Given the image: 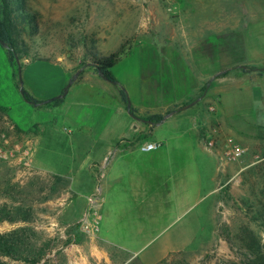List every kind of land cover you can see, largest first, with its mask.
Masks as SVG:
<instances>
[{
	"label": "rangeland",
	"instance_id": "1",
	"mask_svg": "<svg viewBox=\"0 0 264 264\" xmlns=\"http://www.w3.org/2000/svg\"><path fill=\"white\" fill-rule=\"evenodd\" d=\"M26 2L36 16L37 30L31 37H25L29 55L22 61L26 63L20 70L25 87L31 88L37 98H51L60 95L71 80L62 108H69L75 101L73 114L81 121L77 125L81 129H86L82 128L84 125H90L91 129L102 127L109 118L120 125L122 121L132 120L136 134L122 140L118 148L140 149L144 143L157 141L147 140L152 131L166 138L163 146L158 141L161 145L157 149L164 157L165 154L175 157L180 182L186 177L194 188V193L190 192L194 204H182L184 191L179 189L181 186L173 192L180 198L178 204L175 200L167 201L164 185L163 206L150 207L144 202L145 206L127 207L129 214H120L117 221L121 231L103 236L100 222L94 235L83 232L80 220L87 211L88 197L93 193L100 195L102 215V182L114 152L110 151L104 158L92 190L74 192L68 187L69 179L37 166V162H43L44 122L55 119L59 131L71 124L56 107L33 105L20 97L6 53L0 48V101L3 104V108L0 107V147L8 152L7 157L0 155V234L11 233L15 244L11 256L0 252V264H160L163 260L233 264L245 259L243 241L251 237L264 250V86L255 79V74L241 70L254 65L246 60V52L250 55L254 48H244V29L250 19L263 15L264 0ZM223 10L228 14L227 23H231L227 27L233 28L236 23L240 29L205 31L206 22H211L212 27L218 26ZM218 38L224 45H219L220 53L218 47L202 45L204 39ZM182 42L188 46L182 47ZM122 43L126 49L130 48L131 56L117 63L112 73L128 81L131 94L127 93L132 106L142 102L137 94L140 73L134 69L139 56L135 44L179 50L189 64L195 66V78L202 73L196 64L202 66L203 59L208 56L219 61L220 67L242 61V65H236L231 71L243 79L235 98L238 104L231 103L232 114L224 113L226 128H220L210 93L202 92L204 78L196 81L194 91L186 96L179 93L186 85L182 84L177 87L179 92L171 91L164 102L160 99L157 103L166 107L159 111L133 106L136 111L133 115L138 119L126 109L118 114L120 86L107 80H102V85L97 83L102 77L91 64L90 55L93 51L109 54ZM146 66L144 73L155 78L148 62ZM177 71L178 76L185 77L181 69ZM144 81L147 85L145 101L153 105L155 88L150 86L148 75ZM168 113L171 114L158 123L169 120L171 115L187 113L205 114L209 121L200 122L192 132L189 131L191 123L185 120L171 121L174 127L164 123L153 130L157 123L148 119ZM75 134L80 139L83 132ZM81 139L88 143L84 136ZM78 144L75 142L76 146ZM236 147L243 150L239 157L229 154ZM61 149L64 154L71 150L67 144ZM66 160L64 156V162ZM184 162L189 164L188 176L182 175ZM70 210L71 217L68 216ZM131 211L136 214L132 215ZM145 211L148 212L142 213ZM153 211L161 215L151 217ZM152 218L157 222H151ZM121 219H140V222H120ZM134 228L139 232L135 233Z\"/></svg>",
	"mask_w": 264,
	"mask_h": 264
},
{
	"label": "crops",
	"instance_id": "2",
	"mask_svg": "<svg viewBox=\"0 0 264 264\" xmlns=\"http://www.w3.org/2000/svg\"><path fill=\"white\" fill-rule=\"evenodd\" d=\"M261 11L263 12V15L250 19L249 24H247L248 26L244 29L245 39L243 45L246 50L249 47L254 48L253 53H250V55H247L246 52V60L254 65L264 67V7L261 9ZM258 13L260 12H257L256 14ZM227 15L228 14L225 10H223V14L220 11L218 26L215 25L212 27L211 22L210 24L206 22V26L204 27L205 31H221L227 29L238 31L240 28L236 23L234 24L235 26L233 28L232 26L227 27L228 25H231V23H227ZM202 45H213L215 48L218 47L219 53L221 51L219 45L222 47L224 46L221 43L220 38L217 40L204 39ZM136 46L139 48V56L136 60L138 65L136 64L134 69L138 70V73H140V82L138 85L139 91H137L138 89H136V91L137 94L142 97V102L133 104L134 107L139 109L145 108L155 112L157 110L159 111L161 108L166 107L164 105H160V102L157 103L160 99L163 98L162 101L164 102V100H166L164 97H167L171 91L174 90L175 92H179L178 88L182 84L186 85L183 87L184 90L182 93H179L181 96H186L189 92L191 93L194 91L193 89L196 85V81L204 78L206 80L205 83L208 81L207 88L204 90L205 94L210 93L209 96L212 97L213 102H215V114L216 118H218V123L221 126L220 128H226V118L225 120L223 119L225 115L224 113L230 112L232 114L233 110L231 105L238 104L235 102V98L240 93V87H242L240 85V80L243 79L238 74H231V71L236 68V65H242V61H238L235 64L229 66L225 65L220 67L219 61L217 63L214 61L215 58L208 56L207 59H203L202 66L196 64V67H199L202 73H199L200 76L197 74L195 78V66H191L187 57L183 53L179 52V50L171 49L170 51L172 52H170L166 48H164V50H160L157 46L152 48V46H142L141 44H135L134 49ZM186 46H188V44L182 42V47ZM129 56H131V53L124 58L126 59ZM146 61L148 62L150 71L154 72L155 78H151L149 74L144 73V69L147 67ZM177 69H181L182 73H185V77H181L180 75L178 76ZM226 69H229L227 74L217 76L220 71ZM62 70L66 75V69L64 66H62ZM242 72L255 74V79L260 81L259 84H261V86L262 84L264 86V74L259 75L256 71ZM147 75L150 81V86L155 88L154 95H152V103H155L153 105H148L145 101V96L147 95V85L145 83L146 81H144V77L147 78ZM116 79L118 80L117 85L124 87L126 92L131 94L128 81L126 79V81L120 80L119 75L116 77ZM102 80L105 81L104 78H101L97 81V83L102 85ZM248 81L252 80L249 79ZM113 84L115 85V83ZM79 87L80 86L77 88L80 90ZM249 87L250 86L247 88ZM28 90L32 93L31 88L28 87ZM118 93L119 92H117V94ZM120 102H118V114H120V112H125L126 109ZM74 103L75 101H73L69 108L65 107V109L64 107L62 108L63 103L56 107L58 110L63 112L64 118L71 124L68 127H64L63 131L60 130V132L57 129V122L55 119H49L44 122L43 137L45 145L43 151V162H37L36 165L48 173L61 175L69 179L68 187L74 192L88 189L92 190L95 188L97 178L96 176L104 158L110 151L114 152L113 157L106 166V174L102 182L104 204L101 215V229L103 236H106L108 233H117L121 231L119 226H117V221L120 219V214L122 216L129 214V208L127 209V207H136L139 205L145 206L146 203L144 202H147L150 207L163 206V203L165 202V199L163 198L164 185H166L165 190L167 191V201L175 200V202L178 204L180 198L177 195H174L173 192L181 186L179 189L184 191L182 204L184 206H192L194 204L193 197L190 195V192L194 193V188L191 184L189 185V180H187L186 177H183L182 182H180V177L178 176L179 170H175L177 161H175V157L173 158L171 155L166 156V154L164 157V153L158 151V149L152 151H141L139 148L126 150L124 146L118 148V145H120L122 140H126L129 137L131 138L134 133L136 134V129L133 126L132 120L122 121L120 125V122H116L115 119L109 118L102 127L91 129L90 125H84L82 128L86 129H81L77 126L80 120L76 119L73 114V111L75 110V108H73L75 106ZM50 114H52L51 111ZM183 120L191 123L189 126V131L192 132V129H197V127L200 126V122L205 124V122L209 121V118L205 114L200 116L197 113L178 114L177 116L171 115L169 120L166 119L161 123H157L153 130L164 123H168L174 127V125L170 124L171 121L179 122ZM142 122L145 125H151V123H147L145 121ZM80 131L83 132L81 136H84L88 143L81 139V136L79 139L78 135L75 134V132ZM182 133V131H179V134ZM106 134H109V136L106 137ZM111 134H113V136ZM143 135H145V133ZM165 139L166 138L163 136L155 135L152 131V135L147 140L160 141L162 142L163 146ZM75 142L79 144L76 146ZM63 144L69 145V148L71 149L65 154L61 149ZM64 156L67 157L66 162H64ZM164 158L165 161L162 162V159ZM178 158L183 157L178 156ZM183 166L182 175L188 176L189 164L184 162ZM147 212L148 211L142 213ZM153 212L154 213L150 214L151 217H159V215H161L159 212ZM131 214H136V212L131 211ZM68 216L71 217V210L68 212ZM150 220L154 223L157 222V219L154 218ZM128 221L139 223L140 219H121L120 222ZM130 230L132 231V228ZM134 231L135 233L139 232L137 228H134Z\"/></svg>",
	"mask_w": 264,
	"mask_h": 264
},
{
	"label": "trees",
	"instance_id": "3",
	"mask_svg": "<svg viewBox=\"0 0 264 264\" xmlns=\"http://www.w3.org/2000/svg\"><path fill=\"white\" fill-rule=\"evenodd\" d=\"M26 0H0V48L6 53L9 64L12 68V77L14 80V86L20 92V82L18 80L19 69L26 62H22L29 55V47L25 41V37H31L37 30V20L33 12L27 8ZM130 48L125 47L122 43L116 51L103 55L96 51L91 52V64L95 70L102 74V78L105 80L118 84V80L112 73V69L119 63L124 57L128 56L131 51ZM40 59L34 58L33 60ZM19 63V64H18ZM242 71H256L257 74H264V67L258 65H252L250 68H241ZM229 69L220 71L217 76L226 74ZM70 80V79H69ZM208 81L201 87L202 92L207 88ZM23 95L20 93V97L24 101L33 104H48L52 107H57L63 103L65 96L61 97L64 89L60 95L53 96L51 98L40 99L35 97L22 83ZM119 95L125 108L130 114H134L136 111L129 101L128 94L124 87H119ZM3 104L0 101V107ZM3 108V107H2ZM163 118V115H152L148 120L151 123H158ZM243 247L246 249V257L244 260L233 264H264V250H261L258 242L254 237L243 241ZM15 249L13 237L10 234H0V252L5 251V255L11 256ZM160 264H187L181 260L169 262L163 260Z\"/></svg>",
	"mask_w": 264,
	"mask_h": 264
},
{
	"label": "built area",
	"instance_id": "4",
	"mask_svg": "<svg viewBox=\"0 0 264 264\" xmlns=\"http://www.w3.org/2000/svg\"><path fill=\"white\" fill-rule=\"evenodd\" d=\"M160 142L158 141H151L144 143L141 146L142 151H152L160 147ZM243 150L239 147L235 149H231L229 154L234 157H239L242 155ZM0 155L3 157L8 156L7 150H4L0 147ZM100 195L98 192L91 194L88 197V208L86 213L84 214L83 218H81L80 228L83 232L94 235L99 230L100 222H101V214L99 212L100 209Z\"/></svg>",
	"mask_w": 264,
	"mask_h": 264
},
{
	"label": "water",
	"instance_id": "5",
	"mask_svg": "<svg viewBox=\"0 0 264 264\" xmlns=\"http://www.w3.org/2000/svg\"><path fill=\"white\" fill-rule=\"evenodd\" d=\"M18 64H19V63H18ZM99 74L102 76V74H101L100 71H99ZM18 77H19V82H20V93L23 95V91H22V83H23V81H22V78H21V72H20V69H19ZM70 85H71V80H70V82L65 86L64 91H63V93L61 94V97H63V96L66 95V93H67V91H68ZM208 85H209V84H208ZM128 113H129V112H128ZM170 114H171V113H168L167 115L163 116V119H164L165 117H167L168 115H170ZM131 116L134 117V118H136V119H138V118H137L136 116H134V115H131Z\"/></svg>",
	"mask_w": 264,
	"mask_h": 264
}]
</instances>
